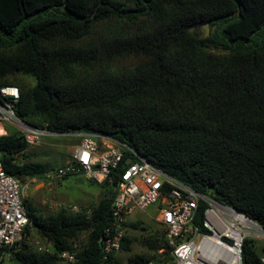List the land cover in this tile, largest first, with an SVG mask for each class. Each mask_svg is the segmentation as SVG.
Returning a JSON list of instances; mask_svg holds the SVG:
<instances>
[{
    "label": "trees",
    "instance_id": "16d2710c",
    "mask_svg": "<svg viewBox=\"0 0 264 264\" xmlns=\"http://www.w3.org/2000/svg\"><path fill=\"white\" fill-rule=\"evenodd\" d=\"M202 21L210 28L205 38L189 30ZM5 85L19 88L12 107L24 123L109 136L264 228V0H0ZM6 130L5 171L22 183L44 177L53 165L32 160L22 132ZM124 157L89 208L44 212L24 197L28 228L52 251H38L25 236L10 249L12 259L99 264L115 184L125 160L137 159L128 149ZM208 207L200 201L195 224L202 229ZM130 242L126 234L121 250ZM162 245L170 249L153 237L148 246ZM63 252H73L75 261L64 262ZM262 256L264 247L258 251L245 237L243 264H264ZM129 262L150 259L139 254Z\"/></svg>",
    "mask_w": 264,
    "mask_h": 264
},
{
    "label": "built area",
    "instance_id": "2783aa9c",
    "mask_svg": "<svg viewBox=\"0 0 264 264\" xmlns=\"http://www.w3.org/2000/svg\"><path fill=\"white\" fill-rule=\"evenodd\" d=\"M19 96L17 86L0 87V134L7 133L6 122L22 129L29 146L43 135L56 134L28 125L16 116L12 105ZM125 149L137 159L125 160L127 167L115 184L111 220L99 239V264H116L126 235L127 216L137 209L146 210L149 207L156 209L155 220L165 230L171 264H243L242 243L247 233L243 224L230 213L237 210L221 205L176 180L132 148L109 136L95 133H83L80 143L66 161L50 168L44 177H31L25 183L8 174L0 159V262L11 256L10 249L18 248L25 236L38 251H51L46 240L39 237L33 228H28L30 220L24 203L27 183L42 182L50 187L56 181L75 174L98 185L112 183L114 169L125 159ZM200 201L209 205L204 212V229L195 224ZM58 209L61 208L52 211ZM70 209L78 211L81 208L72 205ZM237 213L245 216L239 211ZM32 235L36 237L34 243L30 240ZM60 256L66 263L75 261L73 252H63Z\"/></svg>",
    "mask_w": 264,
    "mask_h": 264
},
{
    "label": "rangeland",
    "instance_id": "374dc122",
    "mask_svg": "<svg viewBox=\"0 0 264 264\" xmlns=\"http://www.w3.org/2000/svg\"><path fill=\"white\" fill-rule=\"evenodd\" d=\"M207 28L210 31L208 26ZM209 50L215 53L225 52L222 48L213 46H210ZM24 80L31 85L34 84V79L30 76L25 77ZM4 125L9 131L22 132L21 128L10 122H6ZM80 141L81 137L79 134H47L41 136L40 140L35 144L30 145L27 151L32 160L46 162L54 166L66 161L73 151V146L79 144ZM101 195V185L91 180L74 176L58 180L50 187L42 182L27 183L24 190V197L32 200L44 212H50L56 208L71 210L70 206L72 205H77L79 208H89L99 201ZM156 215L157 211L154 207H149L146 210L137 209L128 215L127 222L129 226L126 227V234L131 242L129 250H121L118 253V259L121 264H130L129 260L139 254L150 259L149 264L172 263L170 249H167L164 245L158 249H150L148 246L151 237L156 238L158 243L164 244L166 242L164 228L154 219ZM133 223H138V226H130ZM242 224L252 230L246 235V238L252 239L257 250L261 252V249L264 247V231L249 227L246 223ZM86 236L85 232L81 233L79 241L84 242ZM35 238V235H32L30 240L34 243ZM46 244L52 251L51 244L47 242ZM4 259L0 264H19L12 257L6 256Z\"/></svg>",
    "mask_w": 264,
    "mask_h": 264
},
{
    "label": "water",
    "instance_id": "95a60500",
    "mask_svg": "<svg viewBox=\"0 0 264 264\" xmlns=\"http://www.w3.org/2000/svg\"><path fill=\"white\" fill-rule=\"evenodd\" d=\"M199 24H201V26H202V34H196V36L197 37H199V38H205L206 36H208L209 35V33H210V31H209V29L207 28V22L206 21H202V22H199ZM197 24H192L190 27H189V30L191 31V32H194V27L196 26ZM64 134H66V133H64ZM217 202V201H216ZM219 203V202H218ZM219 204H221V203H219ZM221 205H224V204H221ZM224 206H226V205H224ZM238 212V211H237ZM246 216V215H245ZM247 217V216H246ZM247 218H249V217H247ZM250 219V218H249ZM251 221H253L252 219H250ZM254 223H256L263 231H264V228H262L257 222H255V221H253Z\"/></svg>",
    "mask_w": 264,
    "mask_h": 264
},
{
    "label": "bare ground",
    "instance_id": "6f19581e",
    "mask_svg": "<svg viewBox=\"0 0 264 264\" xmlns=\"http://www.w3.org/2000/svg\"><path fill=\"white\" fill-rule=\"evenodd\" d=\"M1 132V131H0ZM237 220H239L241 223H246L249 225V227H253V228H257V229H261L256 223H254L253 221H251L249 218H247L246 216L237 213V212H230ZM244 226V225H243ZM245 228V232L248 234L250 231V229Z\"/></svg>",
    "mask_w": 264,
    "mask_h": 264
},
{
    "label": "crops",
    "instance_id": "0c3cea01",
    "mask_svg": "<svg viewBox=\"0 0 264 264\" xmlns=\"http://www.w3.org/2000/svg\"><path fill=\"white\" fill-rule=\"evenodd\" d=\"M67 134H69V133H67ZM72 134H79L80 135V137H81V135L83 134V133H70V135H72ZM76 145H74L73 146V149H74V147H75ZM72 176H74V177H82V178H85L84 176H81V175H71V177ZM86 180H89V179H87V178H85ZM95 183V182H94ZM154 219H155V217H154ZM127 221H128V216H127ZM127 221H126V223H127ZM160 224V223H159ZM11 257V256H10ZM5 260V259H4Z\"/></svg>",
    "mask_w": 264,
    "mask_h": 264
},
{
    "label": "flooded vegetation",
    "instance_id": "af4514ba",
    "mask_svg": "<svg viewBox=\"0 0 264 264\" xmlns=\"http://www.w3.org/2000/svg\"><path fill=\"white\" fill-rule=\"evenodd\" d=\"M194 33L196 34H202V26L201 24H197L195 27H194Z\"/></svg>",
    "mask_w": 264,
    "mask_h": 264
}]
</instances>
